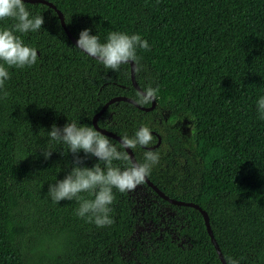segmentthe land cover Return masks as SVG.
Instances as JSON below:
<instances>
[{
  "label": "trees",
  "instance_id": "trees-1",
  "mask_svg": "<svg viewBox=\"0 0 264 264\" xmlns=\"http://www.w3.org/2000/svg\"><path fill=\"white\" fill-rule=\"evenodd\" d=\"M48 1L76 39L88 28L101 43L112 31L148 43V50H136L141 68L134 76L143 91L158 89L154 108L117 100L98 125L122 138L147 127L152 142L132 151L138 163L148 151L158 155L148 179L208 213L225 261L264 264V119L256 106L264 95V0ZM23 3L44 23L38 31L16 33L36 49V63L4 65L0 264H222L199 210L168 203L145 181L130 191L112 189L113 222L104 227L77 216L75 199L56 203L48 196V185L63 179L74 159L66 144L49 138L52 125L94 128L92 117L107 100L136 101L139 91L130 64L106 68L75 46L50 5ZM15 23L6 18L0 28ZM158 135L159 145L146 148ZM41 150H52L49 158ZM96 163L104 167L93 156L83 160L88 167ZM113 165L123 169L128 161ZM145 224L151 228L141 231Z\"/></svg>",
  "mask_w": 264,
  "mask_h": 264
},
{
  "label": "clouds",
  "instance_id": "clouds-1",
  "mask_svg": "<svg viewBox=\"0 0 264 264\" xmlns=\"http://www.w3.org/2000/svg\"><path fill=\"white\" fill-rule=\"evenodd\" d=\"M11 18L16 21L14 26L0 28V88L9 79L8 67L24 68L32 66L37 61L36 49L27 46L16 33L35 32L42 28V15L31 16L23 0H0V20ZM75 46L98 59L106 68L118 70L122 64L134 62L136 70L141 65L137 57V48L149 49L148 43L140 35H129L123 32H109L106 42L101 43L98 36L90 34L88 28L79 32ZM158 89L147 88L137 93L136 103L145 105L155 100ZM7 96V92L4 93ZM259 118L264 119V95L256 102ZM48 136L52 141L66 144L73 154L70 171L63 179L48 185V196L56 203L75 199L79 203L76 215L94 222L98 227L110 225L113 221L109 217V205L114 200L112 189L120 192L134 190L142 184L149 174L153 164L158 162V155L152 151L144 154V163L131 161L125 151L118 150L110 140L92 127L78 126L76 123H65L62 127L52 125ZM152 142V136L147 127L141 126L134 137H123L120 141L122 149H133L137 145L146 146ZM45 159L49 158L52 150H41ZM84 153V157L78 155ZM93 156L103 162L91 167L84 166L83 160ZM128 161V166L121 169L114 166L113 161ZM87 192L93 199H86L80 194ZM226 264H239L233 258H226Z\"/></svg>",
  "mask_w": 264,
  "mask_h": 264
},
{
  "label": "water",
  "instance_id": "water-1",
  "mask_svg": "<svg viewBox=\"0 0 264 264\" xmlns=\"http://www.w3.org/2000/svg\"><path fill=\"white\" fill-rule=\"evenodd\" d=\"M23 1H26V2H41V3H45V4L50 5L57 12V15H58V17L60 19L61 25L64 28L66 34L69 36V38L72 40L73 43L76 42L77 39L70 33V31L66 27V24L64 22L63 15H62L61 11L59 9H57L56 6L52 2H50L48 0H23ZM129 64H130V76H131L132 84L139 92H142L143 90L139 87V85H138V83H137V81L135 79V76H134V69H135L134 62L130 61ZM117 100H126L128 102H131V103L135 104L140 109H143V110H146V111L153 109L155 104H156V102H155V100H153L149 107H144V106L136 103L135 100L132 99V98H129V97H126V96H114V97L110 98L109 100H107L103 104V106L100 108V110L93 115L92 124H93L94 128L96 130H98L100 133L107 134V135L115 138L116 140H118L120 142L122 137H120L116 133H114V132H112V131H110V130H108L106 128L100 127L98 125V123H97V119L99 118V116L102 115V113L106 110V108L111 103H113V102H115ZM160 141H161V137L158 135L157 142L154 145L147 146L146 148L152 149V148L158 146ZM125 150H126L128 156H129L130 160L138 163L136 158H135V156H134V153H133L132 149H127L126 148ZM145 183L150 188H152L161 198L166 200L168 203L175 204V205L191 206V207H194L197 210H199V212L202 214L207 233H208V235L210 237V240H211L212 244L214 245V248H215V250L217 252V255H218L221 263L222 264H226L225 258L223 256L221 250H220V247H219V245H218V243H217V241H216V239L214 237L213 231L211 229L208 213L203 208H201L198 204H196L194 202L183 201V200H178V199H174V198L169 197L162 190H160L151 180H149L148 177L145 178Z\"/></svg>",
  "mask_w": 264,
  "mask_h": 264
},
{
  "label": "rangeland",
  "instance_id": "rangeland-1",
  "mask_svg": "<svg viewBox=\"0 0 264 264\" xmlns=\"http://www.w3.org/2000/svg\"><path fill=\"white\" fill-rule=\"evenodd\" d=\"M181 128H182L183 133H185V134H188V133H189L188 125L185 126V124H184V125H182ZM150 228H151V227H150L149 225H146V224H145V226L140 227V230H141V231H145V230H149Z\"/></svg>",
  "mask_w": 264,
  "mask_h": 264
}]
</instances>
